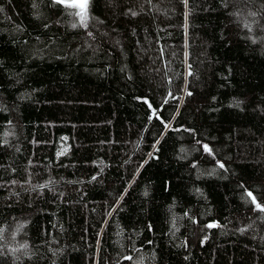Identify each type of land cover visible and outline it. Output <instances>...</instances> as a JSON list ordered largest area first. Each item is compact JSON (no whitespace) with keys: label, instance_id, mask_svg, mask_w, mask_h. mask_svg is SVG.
Segmentation results:
<instances>
[{"label":"trees","instance_id":"16d2710c","mask_svg":"<svg viewBox=\"0 0 264 264\" xmlns=\"http://www.w3.org/2000/svg\"><path fill=\"white\" fill-rule=\"evenodd\" d=\"M78 11L0 0V264H264V0Z\"/></svg>","mask_w":264,"mask_h":264},{"label":"snow or ice","instance_id":"6c2138e0","mask_svg":"<svg viewBox=\"0 0 264 264\" xmlns=\"http://www.w3.org/2000/svg\"><path fill=\"white\" fill-rule=\"evenodd\" d=\"M56 3L64 4L66 7L79 9L78 12L74 13L75 15L79 16L80 24L87 27V7L89 0H55ZM76 24H73V27H76ZM191 73H189L190 75ZM205 151H210L207 145H204ZM220 167H223L222 164H220ZM248 196L252 198V202L255 204L256 208L260 211H264V206L256 202V198L252 195L251 192H248ZM216 225H208V227H215ZM130 259V258H129Z\"/></svg>","mask_w":264,"mask_h":264}]
</instances>
